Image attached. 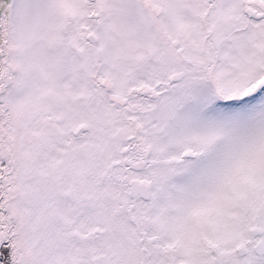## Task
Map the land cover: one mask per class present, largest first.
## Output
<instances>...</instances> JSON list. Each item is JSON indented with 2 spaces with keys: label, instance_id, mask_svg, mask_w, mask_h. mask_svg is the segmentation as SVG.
Masks as SVG:
<instances>
[{
  "label": "snow or ice",
  "instance_id": "obj_1",
  "mask_svg": "<svg viewBox=\"0 0 264 264\" xmlns=\"http://www.w3.org/2000/svg\"><path fill=\"white\" fill-rule=\"evenodd\" d=\"M0 264H264V0H0Z\"/></svg>",
  "mask_w": 264,
  "mask_h": 264
}]
</instances>
